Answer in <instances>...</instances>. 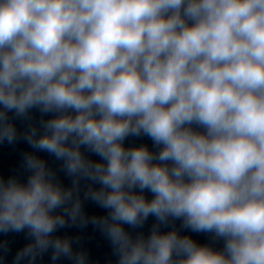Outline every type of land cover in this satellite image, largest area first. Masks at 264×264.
I'll return each instance as SVG.
<instances>
[{"label": "clouds", "instance_id": "clouds-1", "mask_svg": "<svg viewBox=\"0 0 264 264\" xmlns=\"http://www.w3.org/2000/svg\"><path fill=\"white\" fill-rule=\"evenodd\" d=\"M33 109L53 118L27 142L101 185L85 198L109 211L92 222L118 264H264V0H0V141L16 139L7 113ZM142 135L158 151L125 147ZM25 168L24 182L0 178V232L32 241L16 264L49 249L86 264L52 238L57 209L86 223L80 202L66 207L44 161ZM149 216L147 238L123 227ZM176 220L223 249L159 230Z\"/></svg>", "mask_w": 264, "mask_h": 264}]
</instances>
